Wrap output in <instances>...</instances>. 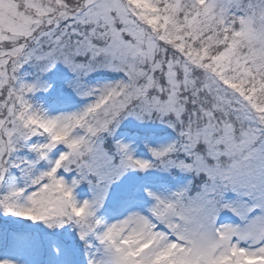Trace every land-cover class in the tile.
I'll return each instance as SVG.
<instances>
[{"label": "rangeland", "instance_id": "1", "mask_svg": "<svg viewBox=\"0 0 264 264\" xmlns=\"http://www.w3.org/2000/svg\"><path fill=\"white\" fill-rule=\"evenodd\" d=\"M77 1L79 6L66 5L64 0H0V42L33 40L27 51L24 45L0 50V96L8 92L0 99V113L3 107L7 110L5 121L0 120V132L9 140L16 123L13 114L20 103L15 101L11 79L25 89L24 84L31 78L8 71L16 60L17 70L23 60L34 61L33 66L37 63L35 73L41 65L43 74L54 70L53 78L60 82L54 85L59 86L58 91L70 87L65 80L72 73L79 75L71 85L99 79V73L123 72L133 78V86L122 90L112 85L107 93L95 89L99 99H105V109L118 110L113 119L124 108L115 130H174L173 118L182 112L177 99L180 87L190 83L191 66L207 58L203 55L217 48L221 53L213 63L219 74L242 87L252 74L254 66L250 63L261 58L264 50V0ZM245 1L248 8L245 16H239L241 30L227 46L215 28L229 19L227 13L232 6L238 8ZM153 24L162 30H152ZM174 40L189 49L182 59V78L172 59L166 65L154 64L158 55L166 56ZM148 63L164 72V82H154ZM34 77L27 95L38 99L42 82ZM78 90L60 92L54 101L45 128L51 138L70 135L72 121L79 116L75 105L81 98L85 114L92 112L89 99L93 93ZM52 91H47L48 95L56 96L54 88ZM240 92L223 91L222 97L252 127L240 141L234 140L228 128L222 130L223 136L215 130L208 133L212 157H233L229 165L222 168L198 162L192 153L196 141L190 135L180 145L183 154L175 167L189 172L193 162L210 174V184L188 200L189 176L170 180L173 183L151 184L138 174L140 168L148 169L154 155L176 145L173 133L153 135L148 141L126 131L117 138L119 157L110 155L102 141L89 142L73 154L52 143L51 150L37 159L27 155L23 165L34 167V177L13 184L17 193L16 197L13 194V216L26 220L39 215L41 221L60 227L67 225L66 216L71 218L66 229L71 233L70 245L62 237L0 233V264H246L247 258L264 260V137L261 117L251 111L242 88ZM105 127L106 123L102 129ZM85 140L83 135L73 138L77 143ZM78 158L82 160L80 177L68 178L60 173L68 160ZM2 162L0 153V189L6 170ZM80 187L89 191H79ZM0 214L9 216L7 211ZM237 217L239 225L231 221Z\"/></svg>", "mask_w": 264, "mask_h": 264}, {"label": "trees", "instance_id": "2", "mask_svg": "<svg viewBox=\"0 0 264 264\" xmlns=\"http://www.w3.org/2000/svg\"><path fill=\"white\" fill-rule=\"evenodd\" d=\"M64 1L66 5H80V2L77 0ZM199 1L200 0H196V3H199ZM247 8L248 3L246 1L238 8L232 6L227 13L229 19L216 26V35L220 37V40H225L227 46L232 43V39L238 37V32L241 30L239 16H245ZM232 22H234V25ZM151 29L154 31L162 30L158 24L151 25ZM208 33H213V31ZM180 44L181 42L179 40H174L168 45L169 50L164 47L167 52L166 56L163 57L162 55H158L154 64L157 62L166 65L170 58L174 61V68L178 72L179 77L182 78V67L184 63V60L182 59H184V56L189 52V49ZM16 45H24L25 51H27L29 47L33 45V40L30 38L20 39L16 44L3 42L0 43V50L9 49ZM179 46H181V50L177 49ZM218 51L217 48L209 50L203 55L207 58H205L200 64H193L191 66V72L188 76L190 83L188 85L182 84L180 87L181 90L178 93L177 99L178 105L182 109L181 115L177 118H173L175 129L172 131L177 140L176 145L167 152L157 154V156L154 157V162L150 164L148 169L140 168L138 174L141 178L153 182L159 180L168 181L172 178H179L186 174L191 175L193 186L191 195L201 192L205 186L209 185V172L202 167L198 169L193 162H191V169L189 172H184L182 169L174 166L181 160L183 150L180 145L183 144L187 135H190V137L196 141L192 153L198 162L210 165H214L215 163L224 168L234 160L233 157L232 160L226 157L219 159L212 157L210 143L208 141V133L211 130H215L218 136H223L221 135L222 130L228 128L229 133L234 140L240 141L243 137V133L251 128L252 125L246 120H243L242 117L237 114L236 110L223 100V91H235L241 95L242 92H240V90L241 88L243 89V94L248 98L249 106L252 109L251 111L261 117L260 130H262L261 134L264 137V50L261 51V58H257L254 62L250 63L254 68L251 70L252 74L249 77L248 84L242 87L236 83H229L224 75L219 74L213 63L214 58L221 53ZM200 55H202V52ZM74 59L77 60L78 58ZM23 61L24 63L21 64L18 70L17 64H19V60H16V63H11L8 68V71L12 74L20 72L19 76L24 77L29 75L31 78L28 79L27 84H24L26 87H24L25 89H22L20 84H17L11 79V82H14L15 85V101H22L23 106L20 105L16 107V111L13 114L16 123L14 124L15 129L11 140L6 137L5 133L0 132V153H2L3 167L6 169L4 182L0 189V212L7 211L9 215L7 217H2L0 214V232L1 230H4L3 233H5L9 229L30 233L34 237H36V234L41 237L54 235L60 238L62 237L63 240L70 245L69 235L71 233L66 231V229L71 224V218L66 216L67 225L60 227L57 223L50 224L41 221L42 218L39 215H34L26 220L16 219L15 216H13V214H16V200L14 198L17 195L15 190H13V184L16 180L21 181V179L30 178L32 176L34 168L24 170V167H21L26 156L31 155L37 159L39 155L43 156V152L51 150L52 143L65 145L73 154L74 151L82 150L87 147V143L89 142L93 141V143H96L97 141H102L105 150L110 155L119 157L120 154L118 153H120V150L118 149L116 141L120 134L115 129L117 122H120L122 119L124 108L121 109L118 116L113 119V113L118 110L115 108L105 109L103 104L105 99H99V94L95 89L98 88L103 90L104 93H107L112 85L120 86L124 89L127 86L130 87L132 82L131 80L123 79V77L110 81H96L92 79L89 81L82 80L75 82L77 85L74 89L79 88L78 91L87 90L92 92L98 100L91 102L92 112L87 115L85 114V111L87 110L85 106L78 108L76 112H79V116L72 121L69 136L62 135L57 138H51V134L44 132V128L47 127L46 123L48 121L46 114L50 107L47 101V98L49 97L47 91L53 93L51 89L55 83L60 82L53 78L55 74L52 72L43 74V72H41L43 68L42 65L37 67L38 73H35L37 63L33 66L34 61ZM148 67V72L153 77L154 82H164L163 71L156 70L154 66L150 67V63H148ZM34 76L40 77L42 82V91L40 93V98L38 99L28 98L29 95H27L31 83L36 78ZM77 76L78 75H75L76 78ZM81 76L84 78L85 75L81 74ZM75 77L73 79L77 80ZM73 79L65 83L70 85ZM124 81L130 83H125ZM81 84L85 86L83 87ZM56 86L55 91H58L57 88L59 86ZM65 91H72L71 87H67ZM154 92H156V90ZM7 94L8 92L3 91L1 96H7ZM55 94L56 97H59L58 93L55 92ZM1 96L0 99H2ZM1 110L3 113H0V120L4 122L7 110L4 107ZM6 121L9 124L10 120L6 118ZM104 123H106V127L102 129ZM4 129L5 128H3V130ZM149 130L150 129H141L140 132L150 138L151 135H149ZM77 135L85 136L86 140L82 143L74 142L73 138ZM42 161L44 162L45 160ZM81 161L80 158L70 159L68 160V163L62 166V170L68 171L71 169L81 173ZM17 168H20L21 173L16 177L11 176L13 170ZM13 194L15 196L14 198ZM83 245L86 246V244ZM84 250L85 249H83V251ZM83 251H80V254Z\"/></svg>", "mask_w": 264, "mask_h": 264}]
</instances>
